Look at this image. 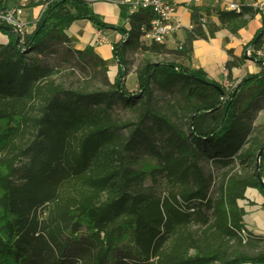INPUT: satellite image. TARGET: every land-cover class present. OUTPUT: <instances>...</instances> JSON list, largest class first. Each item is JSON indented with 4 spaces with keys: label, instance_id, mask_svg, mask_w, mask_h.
<instances>
[{
    "label": "trees",
    "instance_id": "trees-1",
    "mask_svg": "<svg viewBox=\"0 0 264 264\" xmlns=\"http://www.w3.org/2000/svg\"><path fill=\"white\" fill-rule=\"evenodd\" d=\"M7 1L0 0V12ZM37 6L43 10L31 32L15 34L0 23L8 37L0 44V264H264V251H244L261 248L264 238L244 231L237 203L247 188L264 196L258 179L264 152L255 169L264 127H253L264 110V60L256 56L264 48L262 11L246 4L239 11L191 7V29L181 49L170 52L165 45L141 44L149 10L130 16L124 29L103 23L88 0L26 5ZM211 12L220 26L206 22L204 29V14ZM256 15L262 27L255 36L263 31L251 47L258 74L225 89L202 70L176 62L188 58L194 40L219 28L235 35ZM77 20L123 34L112 44L122 69L128 51L143 50L148 57L135 71L136 90L129 92L119 79L105 91L67 89L57 71L41 62L53 46L74 42L66 32ZM73 54L84 66L108 68L90 46ZM154 89L173 94L168 112L155 105ZM117 104L136 120L118 123ZM149 121L168 133L165 149L150 153L156 167L143 165L164 180L159 195L141 189L145 174L126 162L128 151L146 141ZM202 160L223 170L216 193Z\"/></svg>",
    "mask_w": 264,
    "mask_h": 264
},
{
    "label": "crops",
    "instance_id": "crops-1",
    "mask_svg": "<svg viewBox=\"0 0 264 264\" xmlns=\"http://www.w3.org/2000/svg\"><path fill=\"white\" fill-rule=\"evenodd\" d=\"M24 5L23 0H17ZM89 7L99 19L109 25H115L127 29L125 11L122 7L116 5L114 0H88ZM236 2L255 6L263 4L264 0H234ZM206 7V6H205ZM208 7L209 4H208ZM219 9L226 10L225 5H219ZM42 6L28 8L25 6L24 14L27 17L26 31L31 32L34 23L38 20ZM125 16H124V15ZM177 16L180 23V29L170 37L165 47L170 52L177 51V46H182L185 41L186 31L191 29V11L190 8L179 7ZM207 24L220 26L217 16L214 13L204 14ZM262 27L260 15H256L249 21L246 27L239 30L237 34L231 35L226 29L219 28L213 36L206 39H197L192 42L191 52L188 58L180 57L176 62H185L184 65L191 69H200L205 73L206 79L221 87L233 88L241 82L247 75H255L260 72V64L247 57L245 51L247 45L254 39L256 33ZM68 37L74 40V49L83 50L86 46L93 48L94 52L105 61H110L113 57L111 44H115L123 38V34L109 29H97L88 20L74 21L67 30ZM101 34L106 38L107 43L94 45V38ZM8 37L0 32V44H6ZM249 48V47H248ZM264 127V110L254 121L253 127ZM264 132L261 133L263 135ZM264 181V161L263 177ZM238 206L243 209L242 224L244 231L257 237L264 238V196L253 188H247L244 197L237 201Z\"/></svg>",
    "mask_w": 264,
    "mask_h": 264
},
{
    "label": "rangeland",
    "instance_id": "rangeland-1",
    "mask_svg": "<svg viewBox=\"0 0 264 264\" xmlns=\"http://www.w3.org/2000/svg\"><path fill=\"white\" fill-rule=\"evenodd\" d=\"M37 1L39 0H23L22 3H24L23 6H26L29 3H36ZM7 5V10H13L21 6V2H18L17 0H9L7 1ZM24 20L26 23V16ZM73 43L69 45V47L64 45H55L53 46L51 52H46L45 54L39 56L41 62L44 65L50 66L57 71V77L55 78L59 81L60 84L63 85V87L71 90H80L86 92H91L95 90L105 91L109 90L115 80L119 79L121 81L120 83L123 84V86L127 90H129V92H133L137 89L135 71L147 56L144 55L143 50H141V52L139 50L128 51L127 65L124 69L118 66L113 56L110 61H107L109 65L106 72H103L101 69H92L80 63L73 54V51L75 50ZM150 58L152 61H156L159 59L155 57ZM179 62L181 61H178V63ZM181 63L184 64L185 62ZM154 98L155 105L160 110H162V112H168L167 104L170 101L172 102L173 94L162 93L154 89ZM259 113L257 117L259 116ZM114 114L118 123L124 121L134 122L136 120L134 112L121 104H117L115 106ZM171 121L175 123L179 128H183V124L181 122H177L174 118H171ZM146 125L147 128L144 133L146 135V141H139L138 145L141 144L139 148L128 151L129 159L126 162L128 167L132 171H142L143 174H145V177L143 178L144 181L138 182V184H140V188L153 190L156 192L157 195H159L162 194L164 191V180L161 178L160 175L155 173L154 169L148 171V169L143 167V165L149 162L151 166L154 165L156 167L155 161L151 159L152 154L150 153L153 150L155 151L165 149V146L163 145V139L168 135V133L162 131L158 126L151 125L150 121L147 122ZM255 128L259 130L261 127L258 126ZM121 132L122 134H127L128 131L124 129ZM200 165L203 168L204 173L207 176L209 175L212 177L211 194L216 193L223 170L217 168L215 165L211 164V162L207 160H202L200 162ZM199 230L200 229L197 226H191L189 228V231L194 232L196 234L200 233ZM244 251L254 255L259 251H264V245L261 246V248L245 249Z\"/></svg>",
    "mask_w": 264,
    "mask_h": 264
},
{
    "label": "built area",
    "instance_id": "built-area-1",
    "mask_svg": "<svg viewBox=\"0 0 264 264\" xmlns=\"http://www.w3.org/2000/svg\"><path fill=\"white\" fill-rule=\"evenodd\" d=\"M116 5L125 10V20L128 24L130 16L139 10H149L152 13V18L149 26L142 28L143 34L140 37V42L144 46L152 44L165 45L167 40L172 37L179 29L180 23L177 16V9L179 7H218L225 5L227 11H239L242 3L234 0H114ZM259 9L264 14V5L257 4L253 6ZM24 6L21 5L13 10H5L0 12V23L12 28L15 34H23L26 31ZM206 19H202V27L205 29ZM107 43L106 38L101 34H97L94 38V45H101ZM180 50L181 46H177ZM111 50L113 46L111 44ZM253 50L249 47L245 51L247 57L253 56ZM256 56L264 60V48L258 50ZM242 234L244 231L242 230Z\"/></svg>",
    "mask_w": 264,
    "mask_h": 264
},
{
    "label": "water",
    "instance_id": "water-1",
    "mask_svg": "<svg viewBox=\"0 0 264 264\" xmlns=\"http://www.w3.org/2000/svg\"><path fill=\"white\" fill-rule=\"evenodd\" d=\"M263 31H261L259 34H257V36H255L253 42L250 45V48L253 47V45L255 44V42L257 41V39L262 35ZM253 60H255L254 58H252ZM221 92V89L218 88ZM222 94V93H221ZM264 152V146L261 147L257 153L256 159H255V169L256 171L259 170V166H260V158H261V154ZM259 182H260V186L262 189H264V181L262 179H260V177L258 178Z\"/></svg>",
    "mask_w": 264,
    "mask_h": 264
}]
</instances>
